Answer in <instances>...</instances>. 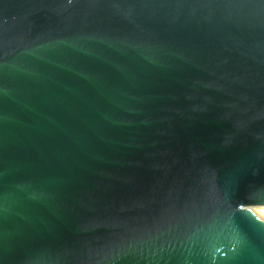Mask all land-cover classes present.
I'll use <instances>...</instances> for the list:
<instances>
[{
	"label": "water",
	"instance_id": "95a60500",
	"mask_svg": "<svg viewBox=\"0 0 264 264\" xmlns=\"http://www.w3.org/2000/svg\"><path fill=\"white\" fill-rule=\"evenodd\" d=\"M264 0H0V264H264Z\"/></svg>",
	"mask_w": 264,
	"mask_h": 264
},
{
	"label": "bare ground",
	"instance_id": "6f19581e",
	"mask_svg": "<svg viewBox=\"0 0 264 264\" xmlns=\"http://www.w3.org/2000/svg\"><path fill=\"white\" fill-rule=\"evenodd\" d=\"M262 209H264V207Z\"/></svg>",
	"mask_w": 264,
	"mask_h": 264
}]
</instances>
